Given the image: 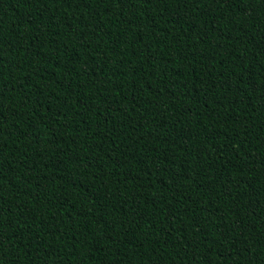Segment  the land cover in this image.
<instances>
[{
	"label": "trees",
	"instance_id": "16d2710c",
	"mask_svg": "<svg viewBox=\"0 0 264 264\" xmlns=\"http://www.w3.org/2000/svg\"><path fill=\"white\" fill-rule=\"evenodd\" d=\"M0 264H264V0H0Z\"/></svg>",
	"mask_w": 264,
	"mask_h": 264
}]
</instances>
